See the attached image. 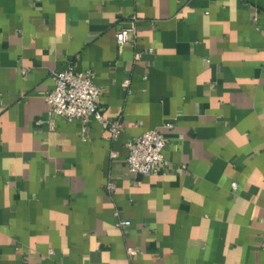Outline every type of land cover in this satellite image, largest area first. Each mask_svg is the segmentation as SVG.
<instances>
[{
  "label": "crops",
  "instance_id": "0c3cea01",
  "mask_svg": "<svg viewBox=\"0 0 264 264\" xmlns=\"http://www.w3.org/2000/svg\"><path fill=\"white\" fill-rule=\"evenodd\" d=\"M68 65L114 140L48 110ZM147 129L164 164L135 175ZM0 264H264V0H0Z\"/></svg>",
  "mask_w": 264,
  "mask_h": 264
},
{
  "label": "built area",
  "instance_id": "2783aa9c",
  "mask_svg": "<svg viewBox=\"0 0 264 264\" xmlns=\"http://www.w3.org/2000/svg\"><path fill=\"white\" fill-rule=\"evenodd\" d=\"M136 16L131 15L124 26H119L114 32V39L118 46L127 42L132 43L136 33ZM150 51V49H148ZM139 53L135 52L133 60L138 58ZM53 86L49 89L44 99L48 110L53 116L62 117L66 121L77 119L82 125L88 117L93 118L102 128V134L109 140H114L121 127L117 119L109 121L105 119L99 107V90L93 82V73L89 70L74 71L71 66L55 70L51 74ZM128 79H124L126 84ZM127 152L124 157V164L128 172L135 175H147L156 172L157 165H163L161 149L164 145L162 133L147 129L138 135L131 137L124 143ZM109 156L114 157L115 153L109 151ZM231 188L236 186L232 181ZM111 184L106 185L109 189ZM120 225L128 224V221L119 222ZM128 255L135 251L127 248Z\"/></svg>",
  "mask_w": 264,
  "mask_h": 264
}]
</instances>
